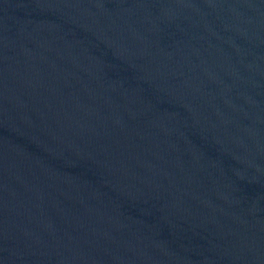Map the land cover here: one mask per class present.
I'll use <instances>...</instances> for the list:
<instances>
[{
    "label": "water",
    "instance_id": "water-1",
    "mask_svg": "<svg viewBox=\"0 0 264 264\" xmlns=\"http://www.w3.org/2000/svg\"><path fill=\"white\" fill-rule=\"evenodd\" d=\"M0 264H264V0H0Z\"/></svg>",
    "mask_w": 264,
    "mask_h": 264
}]
</instances>
